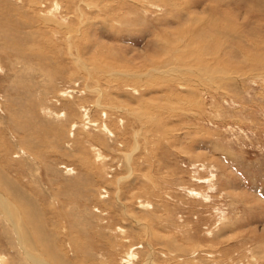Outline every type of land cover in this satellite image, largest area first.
Wrapping results in <instances>:
<instances>
[{"label": "rangeland", "instance_id": "rangeland-1", "mask_svg": "<svg viewBox=\"0 0 264 264\" xmlns=\"http://www.w3.org/2000/svg\"><path fill=\"white\" fill-rule=\"evenodd\" d=\"M0 264H264V0H0Z\"/></svg>", "mask_w": 264, "mask_h": 264}]
</instances>
